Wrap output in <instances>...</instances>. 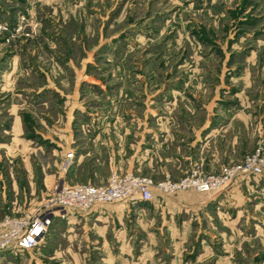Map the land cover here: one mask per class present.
<instances>
[{"label":"rangeland","instance_id":"1","mask_svg":"<svg viewBox=\"0 0 264 264\" xmlns=\"http://www.w3.org/2000/svg\"><path fill=\"white\" fill-rule=\"evenodd\" d=\"M242 96L264 98V0H0V177L14 172L22 208L59 178L105 182L120 161L179 178L198 165L189 143L201 117ZM247 194L230 207L142 204L108 231L57 217L42 238L79 254L103 234L161 241L132 248L139 264H264V193Z\"/></svg>","mask_w":264,"mask_h":264},{"label":"crops","instance_id":"2","mask_svg":"<svg viewBox=\"0 0 264 264\" xmlns=\"http://www.w3.org/2000/svg\"><path fill=\"white\" fill-rule=\"evenodd\" d=\"M201 118L200 123L194 127V138L190 140L189 144L190 146L193 145L196 151L193 158L194 162L206 172L218 171L221 166L240 160L257 143L264 145V98L258 97L255 99L251 97L249 99L246 96L237 97V106L228 105L223 106L221 109L206 111ZM71 135L73 136L72 133ZM70 150L73 152V148H70ZM66 151L69 150H64V154ZM115 165L116 168L113 169L122 167L121 161L115 163ZM128 165L131 166L130 164ZM128 165L125 164L127 168L124 170H132ZM75 166L76 163L71 167L70 171ZM185 168L182 169L183 172H185ZM13 173V171L9 172V179L6 184L4 178L0 177V216L6 212V208L10 207L11 211L17 212L26 208L30 209L29 207L32 204L30 202L27 207L22 208L25 203L21 204L18 201L21 198L20 189L17 178L13 176ZM60 181L61 184L62 182L68 183L64 178H59ZM84 181L103 182V180L94 181L90 179ZM259 190L264 193V177L243 174L241 177L235 178L224 189L212 192L209 198H204L203 195L199 194L191 197L188 196L190 193L183 195L176 193L167 196H156L151 200L138 199L136 203L135 201L107 202L95 205L86 212H70L64 219L69 225L71 221H74V217L78 216L83 218L84 221H89L91 223L89 225L90 228L93 227L96 230L101 228L103 231H108L111 226H121L128 215H138L139 213H144L143 211H147L143 207L144 204H147V207L149 205H154V207L162 206L163 209L166 208L168 211L179 206L196 208L211 201L217 204L225 202V205L230 207L232 204L243 203L249 197L247 193ZM32 193L34 194L32 199L39 195L36 192L35 194L34 190L32 191L31 189L30 194ZM261 197L259 196L260 199ZM261 203L264 205V200H261ZM54 219H57V217ZM103 236L104 234L101 238L90 241H93V243L98 242V244L92 245V247L99 248L98 251H92L93 254H90L89 251L87 254L85 250L82 254L78 252L77 254L71 248L73 246L71 241L66 245L65 251L53 250V245L50 244L51 240L42 238L38 244L29 249H0V258L5 256L6 264H46L52 259L58 264H139V261L129 256L132 248L138 247L139 243L142 244L143 242L149 247L159 246L162 243L152 239L139 240L138 242L131 238H106ZM85 242L87 240L83 241V243ZM151 252L148 251L147 253L151 255ZM23 253H28L29 255H23Z\"/></svg>","mask_w":264,"mask_h":264},{"label":"built area","instance_id":"3","mask_svg":"<svg viewBox=\"0 0 264 264\" xmlns=\"http://www.w3.org/2000/svg\"><path fill=\"white\" fill-rule=\"evenodd\" d=\"M72 155L71 150L65 152L64 169L68 167ZM238 174L264 177L262 143H258L240 161L225 165L219 172H206L194 165L179 178L166 176L157 180L132 170L113 169L102 183H62L42 204L26 209L21 215L4 214L0 218V249L34 247L49 230L54 218H65L70 212H86L95 205L107 202L151 200L185 189L218 192Z\"/></svg>","mask_w":264,"mask_h":264}]
</instances>
